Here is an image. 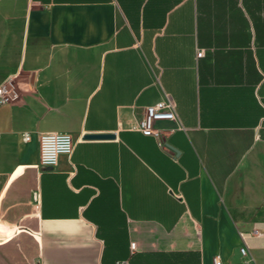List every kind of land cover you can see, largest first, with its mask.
<instances>
[{"label":"crops","instance_id":"obj_1","mask_svg":"<svg viewBox=\"0 0 264 264\" xmlns=\"http://www.w3.org/2000/svg\"><path fill=\"white\" fill-rule=\"evenodd\" d=\"M7 78L0 264H264V0H0Z\"/></svg>","mask_w":264,"mask_h":264},{"label":"built area","instance_id":"obj_2","mask_svg":"<svg viewBox=\"0 0 264 264\" xmlns=\"http://www.w3.org/2000/svg\"><path fill=\"white\" fill-rule=\"evenodd\" d=\"M204 55L203 51L198 52V57ZM17 96L12 78H7L0 84V106L10 104ZM160 121H178L176 112V103L170 94L158 103L145 108L144 116L133 127L146 135L161 137V132L156 124ZM24 141H30L29 133L23 134ZM39 143L41 151V165L47 168H55L59 164L61 156L71 155L74 143L71 135L63 132H43L39 134ZM163 147H166L163 144ZM257 234V230L254 231ZM131 248L136 251V244L131 243ZM244 257L249 256L248 250L243 247L240 249ZM118 264H128V262H119ZM213 264H224L220 256L214 258Z\"/></svg>","mask_w":264,"mask_h":264},{"label":"water","instance_id":"obj_3","mask_svg":"<svg viewBox=\"0 0 264 264\" xmlns=\"http://www.w3.org/2000/svg\"><path fill=\"white\" fill-rule=\"evenodd\" d=\"M84 140H107L115 139V134H86Z\"/></svg>","mask_w":264,"mask_h":264}]
</instances>
